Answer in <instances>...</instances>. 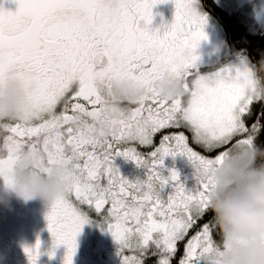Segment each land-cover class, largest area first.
<instances>
[{"label":"snow or ice","instance_id":"1","mask_svg":"<svg viewBox=\"0 0 264 264\" xmlns=\"http://www.w3.org/2000/svg\"><path fill=\"white\" fill-rule=\"evenodd\" d=\"M17 2L15 13L0 8V85L12 73L30 91L20 118L0 120V179L13 187L23 162L38 175L58 164L71 169L46 216L54 248L66 249L64 264H72L88 212L105 216L122 264H215L224 241L208 206L211 185L200 177L237 150L255 149L264 162V52L199 75L196 49L207 23L200 0H171L172 23L154 30L152 10L169 0ZM165 76L181 82L182 95L157 94ZM101 78L132 81L146 95L106 117ZM101 120L107 137L86 136ZM170 156L191 164L193 190L175 170L161 174ZM117 157L144 169L145 179L123 178ZM39 247L25 249L30 264Z\"/></svg>","mask_w":264,"mask_h":264},{"label":"flooded vegetation","instance_id":"2","mask_svg":"<svg viewBox=\"0 0 264 264\" xmlns=\"http://www.w3.org/2000/svg\"><path fill=\"white\" fill-rule=\"evenodd\" d=\"M200 5L207 23L204 25L206 39L201 40L196 49L195 71L199 75L213 76L224 68L236 66L241 58L255 60L264 52V0H200ZM6 12L15 13L16 10ZM152 12L150 30L172 23L175 6L169 0L158 4ZM106 63L104 58L95 70H102ZM129 146L137 147L142 153L152 150ZM114 164L129 181L145 179V170L131 161L117 157ZM172 170L178 172L186 190L194 189V170L186 158H165L161 174L167 177ZM6 188L10 190L0 179V192ZM172 192V187H166L161 196L167 199ZM49 210L50 205L38 198L25 201L13 196L6 204H0V264H30L25 249L35 248L37 241L40 242L37 264H64L66 249L63 245L54 248L53 237L48 231L46 216ZM86 215L90 223L83 226L77 237L72 264H122L119 245L106 230L105 216L95 212ZM216 239L219 240V236Z\"/></svg>","mask_w":264,"mask_h":264},{"label":"clouds","instance_id":"3","mask_svg":"<svg viewBox=\"0 0 264 264\" xmlns=\"http://www.w3.org/2000/svg\"><path fill=\"white\" fill-rule=\"evenodd\" d=\"M97 87L103 96L106 117L116 116L122 107L146 95L144 87L129 80L101 78ZM154 87L162 98L182 95L181 82L167 76ZM29 91L14 74L6 75L0 85V120L20 118ZM93 132L102 140L110 128L101 120L94 130L85 129L86 136ZM260 155L252 148L237 150L200 177L211 185L208 206L224 241L214 254L215 264H264V162H257ZM70 173L65 164H58L49 175H38L28 162H23L12 173L14 186L0 192V204L14 196L25 201L38 198L51 205L67 188Z\"/></svg>","mask_w":264,"mask_h":264},{"label":"trees","instance_id":"4","mask_svg":"<svg viewBox=\"0 0 264 264\" xmlns=\"http://www.w3.org/2000/svg\"><path fill=\"white\" fill-rule=\"evenodd\" d=\"M0 8L6 11H14L18 8L17 0H0Z\"/></svg>","mask_w":264,"mask_h":264}]
</instances>
